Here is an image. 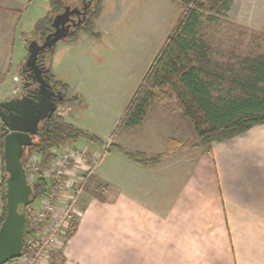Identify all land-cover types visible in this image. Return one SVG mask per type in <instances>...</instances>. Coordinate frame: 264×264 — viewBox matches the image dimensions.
<instances>
[{
	"label": "crops",
	"instance_id": "0c3cea01",
	"mask_svg": "<svg viewBox=\"0 0 264 264\" xmlns=\"http://www.w3.org/2000/svg\"><path fill=\"white\" fill-rule=\"evenodd\" d=\"M18 2L0 0V84L11 70L16 45L20 49L31 40V32H17L22 10ZM105 3L96 22L99 37L81 34L62 47L67 52L75 49L74 55L61 60L59 49L51 59V71L69 85L70 97L79 99L81 95L75 92L76 78L95 81L98 75L94 71L104 67L95 44L103 40ZM179 9L183 14L181 4ZM226 18L238 26L260 30L264 27V0H233ZM16 36H20L18 43ZM200 49L190 52L193 64L203 68L202 77L215 86L212 92L218 98V80L228 79L232 84L234 67L224 65L219 71L215 63L208 70L202 65L206 55ZM92 66L93 73H87ZM69 73L75 74L72 79ZM234 90L232 85L227 91L234 95ZM16 96L7 95L3 101ZM152 113L156 118L151 129L144 132L142 124L132 125L117 137L115 149L111 143L106 145V149L111 146L109 157L100 167L101 157L94 172L105 185V193L97 192L101 197L92 191L83 193L74 229L66 241L60 240L53 251L59 254H51L50 264H264V123L214 142L210 154L196 145L199 138L193 123L171 89L156 93L145 117ZM138 132H144L145 143L132 142ZM123 149L162 157L154 165H145L129 159Z\"/></svg>",
	"mask_w": 264,
	"mask_h": 264
},
{
	"label": "rangeland",
	"instance_id": "374dc122",
	"mask_svg": "<svg viewBox=\"0 0 264 264\" xmlns=\"http://www.w3.org/2000/svg\"><path fill=\"white\" fill-rule=\"evenodd\" d=\"M15 1H19L18 6H22L20 20L17 23L19 34L21 31L32 32L37 21L50 9V0ZM68 1L73 3V0ZM71 5L75 7V4ZM77 6L81 8L80 4ZM179 7L180 4L176 0H117L116 3L113 0H106L103 40L95 44L97 48L95 52L99 53V62H102L104 67L94 71L95 76L98 75L95 81L89 77L83 81L76 78L75 92L81 94L78 102L71 107H59L56 111L62 115L66 109L70 108L65 113L64 120L98 137V140L80 136L75 142L65 146L76 144L95 148L103 159L100 167L105 159H108L109 148L106 149V145L114 142L112 149H115L117 137L119 138L121 133L132 126V116H127L126 108L140 87L149 66L177 24L181 13ZM184 10L183 6L182 11ZM206 18H203L199 34L202 39L200 50L206 55L201 58L202 65L208 70L213 69L215 63H218L219 71H223L224 65L227 67L232 65L234 74H241L246 71L242 63L248 66L252 59L264 54V27L256 30L238 26L226 16H220L218 21L213 22ZM19 38L20 36H16L17 43ZM64 43L66 41L62 39L55 45V52L61 49V60L68 54H75V49L69 52L62 50ZM87 49H91L90 46ZM27 55L28 45L22 44L20 49L16 45L11 60V70L5 73L4 80L0 84V102L7 95L19 96L22 93L23 84L22 79L19 78V68ZM194 59L197 60L196 54ZM92 67L93 69L87 70V73H93L95 66ZM73 74L67 75L72 79ZM14 75L18 76L17 80L13 79ZM61 75L66 76V73ZM231 77L230 74L229 79ZM229 81L228 79L218 80L217 96L231 95L227 91L232 87ZM233 92L236 93L234 95H238L239 89L235 88ZM155 118L153 113L148 118L144 117V121L140 122L142 124L140 129L144 132L146 129H151ZM1 123L0 120V129ZM155 127L159 129L157 121ZM144 132H138L136 136H132V142L145 143L141 137ZM80 171L81 169L79 174ZM99 191L105 193L102 189ZM37 204L38 199L34 201V205ZM67 237L68 235L61 237V240L66 241Z\"/></svg>",
	"mask_w": 264,
	"mask_h": 264
},
{
	"label": "trees",
	"instance_id": "16d2710c",
	"mask_svg": "<svg viewBox=\"0 0 264 264\" xmlns=\"http://www.w3.org/2000/svg\"><path fill=\"white\" fill-rule=\"evenodd\" d=\"M177 1L185 7V10L175 29L167 37L161 50L151 63L140 87L126 108V114L132 116V125L140 123L154 101L156 93L164 91L167 87L175 93L184 110V115L193 123L195 133L199 138L196 145L204 147L211 154L214 142L229 140L255 125L264 123V54L259 58L252 59L243 74L234 76L232 85L240 90L238 95H231L229 98L224 96L215 98L212 92L215 86L202 77L203 68L193 64L190 52L199 50L201 47L202 39L199 30L203 18L207 17L209 21L213 22L218 21L220 16H227L233 0ZM72 2L50 0V9L44 17L37 21L28 38L42 41L52 31L54 17L62 12L67 5L72 6L71 4H75L74 6L80 4L82 10L86 6L85 18L82 24L73 28L63 40L75 42L81 34L98 38L96 22L103 13L104 0H73ZM54 53L55 45L40 52L38 63L47 68L45 77L56 92L57 108L70 107L79 99L70 97L69 85L56 79L52 73L50 62ZM19 72L22 84H24L26 69L23 64H21ZM1 124L0 157L3 182L0 190L4 213L0 219V225L6 215V171L3 162V139L7 133L4 124ZM80 136L98 140V137L92 136L82 128L65 121L61 114L55 112L51 118L41 124L34 144L25 148L24 159L28 152H36L43 157V163L47 164L55 157V153H52L53 149H60L75 142ZM111 146L108 148L110 149ZM123 151L132 161L145 165H154L162 157V154L148 157L141 152H129L124 149ZM46 184L45 180L40 179L33 185L35 200H39L45 195ZM104 187L105 185L99 182L95 175H92L88 179L85 191L95 192L96 196L101 197L102 193L98 194L97 192H100L99 190ZM74 224L70 232L74 229ZM27 235L24 238L25 250L27 249ZM58 254L53 253V256Z\"/></svg>",
	"mask_w": 264,
	"mask_h": 264
},
{
	"label": "water",
	"instance_id": "95a60500",
	"mask_svg": "<svg viewBox=\"0 0 264 264\" xmlns=\"http://www.w3.org/2000/svg\"><path fill=\"white\" fill-rule=\"evenodd\" d=\"M86 8L67 5L54 17L52 31L42 41H29L28 56L22 63L26 69L22 93L0 102V118L7 129L3 139L6 215L0 225V264L21 257L25 249L24 238L31 228L27 207L34 202L35 194L27 182L24 152L34 144L41 124L57 111L56 92L45 77L47 68L38 63L39 53L81 25Z\"/></svg>",
	"mask_w": 264,
	"mask_h": 264
},
{
	"label": "built area",
	"instance_id": "2783aa9c",
	"mask_svg": "<svg viewBox=\"0 0 264 264\" xmlns=\"http://www.w3.org/2000/svg\"><path fill=\"white\" fill-rule=\"evenodd\" d=\"M52 153L55 157L47 164L36 152H28L23 158L27 182L33 187L40 179L45 180L46 192L37 205L33 202L27 207L31 220V229L26 237L27 249L21 257L6 264H49L50 254L59 247L61 237L68 235L73 228L78 203L102 157L92 148L76 144L53 149ZM2 182L0 160V186ZM102 190L105 192L106 187ZM1 203L0 190V219L4 213Z\"/></svg>",
	"mask_w": 264,
	"mask_h": 264
},
{
	"label": "bare ground",
	"instance_id": "6f19581e",
	"mask_svg": "<svg viewBox=\"0 0 264 264\" xmlns=\"http://www.w3.org/2000/svg\"><path fill=\"white\" fill-rule=\"evenodd\" d=\"M1 198H2V197H1ZM1 205H3V202L1 203ZM30 229H31V228H30ZM29 231H30V230H29ZM54 250H56V248H55ZM54 250H53V251H54ZM53 251L51 252V254L53 253ZM51 254H50V259H51ZM22 255H23V254H22ZM50 259H49V260H50ZM49 264H50V262H49Z\"/></svg>",
	"mask_w": 264,
	"mask_h": 264
},
{
	"label": "flooded vegetation",
	"instance_id": "af4514ba",
	"mask_svg": "<svg viewBox=\"0 0 264 264\" xmlns=\"http://www.w3.org/2000/svg\"><path fill=\"white\" fill-rule=\"evenodd\" d=\"M76 17V16H75ZM58 109V108H57ZM2 122V121H1ZM6 128V127H5ZM7 130V129H6Z\"/></svg>",
	"mask_w": 264,
	"mask_h": 264
}]
</instances>
